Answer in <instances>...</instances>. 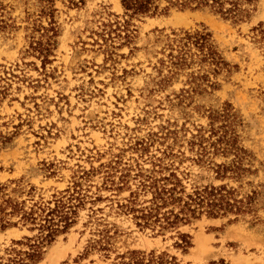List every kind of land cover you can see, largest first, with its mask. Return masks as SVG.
<instances>
[{
    "label": "rangeland",
    "instance_id": "rangeland-1",
    "mask_svg": "<svg viewBox=\"0 0 264 264\" xmlns=\"http://www.w3.org/2000/svg\"><path fill=\"white\" fill-rule=\"evenodd\" d=\"M0 1L9 23L0 30V205L49 201L77 182L84 200L36 264H121L133 250L175 264H264V0L245 5L253 11L243 21L159 0L156 14L132 20L128 42L102 37L106 23L125 19L122 0H54L59 35L46 63L30 47L33 22H49L43 3ZM203 28L229 63L210 74L215 89L190 75L197 64L173 74L162 53L174 32ZM212 123L228 125L246 151L235 176L215 170L233 154L200 153L202 139L218 138ZM153 170L176 173L187 192L224 184L256 192L253 210L141 227L121 205L132 191L151 198L141 183ZM19 219L7 215L18 224L0 228L4 258L27 248L14 240L38 233Z\"/></svg>",
    "mask_w": 264,
    "mask_h": 264
},
{
    "label": "trees",
    "instance_id": "trees-1",
    "mask_svg": "<svg viewBox=\"0 0 264 264\" xmlns=\"http://www.w3.org/2000/svg\"><path fill=\"white\" fill-rule=\"evenodd\" d=\"M168 1L183 9L208 7L224 18L243 21L251 17L253 11V8H247L245 5L255 0ZM40 2L43 3L42 15L48 17L49 22L48 25H44L42 21L33 22L30 47L46 63L50 61L49 57L57 46L56 37L59 35V29L55 17L57 11L55 1L40 0ZM122 5L125 19L123 22L116 20L105 24L108 28H104L102 33L104 41H108L105 34H108L109 39L114 41L113 33L123 38L125 42L131 41L132 20L139 16L156 14L159 9V0H122ZM4 10L5 5L0 1V30L9 26L4 18ZM162 53L166 54L169 63L175 68L171 70L173 74H178L194 64L199 65L200 68L191 71L190 75L196 80L200 78L208 80L207 84L214 89L217 83L209 79L210 74L218 75L229 66L214 43L213 34L208 28L174 32V37L170 38ZM162 62H165V59H162ZM212 125L210 135H217L218 138L213 141L202 139L198 143L201 147L200 153L209 154L212 148L213 153L233 154L234 159L230 165L218 164L215 170L220 177L227 176L229 172L235 176V173L243 169L241 153H246V151L237 144L228 125L218 128H215L214 123ZM207 141L209 143H206ZM157 172L161 170L141 174L144 176L141 183L142 189L152 193L150 199L141 202L138 191H132L127 203L121 205L134 215L137 225L141 227H159L160 230L172 228L180 223H188L200 218L204 214L213 218L234 214L237 219L240 214L250 213L253 210V194L256 192L241 196L236 189L225 184L205 185L187 192L176 173L159 175ZM78 187L77 182L72 190L68 188L61 194L55 195L52 200L32 199L30 205H27L25 200L5 199L0 205V228L4 229L11 224L17 225L18 222L6 221L7 215H14L19 216V221H22L23 225H28L29 230H37L38 233L33 237L25 236L24 239L14 240L15 244L26 245L27 248L12 247L7 258L0 256V264H36L39 262L43 257L45 245L50 244L58 234L66 232L75 223L78 208L84 204ZM182 242L186 247L189 245V240L185 239V236H182ZM122 257L128 258V261H122L121 264H175L173 261L166 260L164 255L151 253L147 257L137 250L130 251L128 256L123 254Z\"/></svg>",
    "mask_w": 264,
    "mask_h": 264
}]
</instances>
